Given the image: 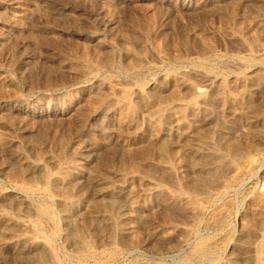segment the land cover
<instances>
[{
  "label": "rangeland",
  "instance_id": "1",
  "mask_svg": "<svg viewBox=\"0 0 264 264\" xmlns=\"http://www.w3.org/2000/svg\"><path fill=\"white\" fill-rule=\"evenodd\" d=\"M0 264H264V0H0Z\"/></svg>",
  "mask_w": 264,
  "mask_h": 264
},
{
  "label": "bare ground",
  "instance_id": "2",
  "mask_svg": "<svg viewBox=\"0 0 264 264\" xmlns=\"http://www.w3.org/2000/svg\"><path fill=\"white\" fill-rule=\"evenodd\" d=\"M177 81V80H176ZM124 106H121V107H117V109L119 110V113H118V116L117 117H114V119L112 120L113 121V124H115L117 127H121V126H126L128 127L129 124H130V119H129V116H128V109L130 108V104L128 102L125 101V103H123ZM161 130V124L160 123H154V127H153V135L154 134H158ZM167 130V129H166ZM168 131V130H167ZM2 135V134H1ZM125 139V138H124ZM123 139V140H124ZM122 140V139H121ZM120 140V141H121ZM128 142V140H126ZM126 141H123V144L125 145L126 144ZM122 145V144H121ZM128 147V146H127ZM19 161H20V165L23 166L25 165V163H28V159L24 156V155H20L19 156ZM19 163V162H18ZM31 170V169H30ZM23 172V171H21ZM34 173V172H33ZM23 174V173H22ZM70 174V173H69ZM72 181V178L71 176H68L66 178V186L68 187L70 185ZM22 195H24L25 193H20ZM63 199H65L67 202H68V196L67 195H64L62 197ZM24 202V207L26 209H30L31 205L29 203H27L26 199L23 200ZM18 204V203H17ZM16 204V205H17ZM133 204V203H132ZM19 205V204H18ZM72 208L71 206L69 205L67 208L65 207V209L62 211L63 212V216L64 218H66L70 223L73 222V216H72ZM75 211V210H74ZM3 214V213H2ZM44 214H47V212H45ZM2 219L4 221H6L7 223H11V219L9 217H7V215H2ZM75 222V221H74ZM73 222V223H74ZM73 225V224H72ZM75 225V223H74ZM56 227V226H55ZM76 227V226H75ZM5 233H8V232H5ZM21 237H16V239H10L8 241V247L10 246L12 248V246L14 247V245L16 244V242L20 239ZM8 240V239H7ZM4 243V242H3ZM27 245H28V250H31L34 246H35V243H34V240L31 238V237H27ZM44 246V245H43ZM12 250V249H10ZM25 252H28V251H25ZM21 253V252H20ZM19 253V254H20ZM23 254V253H22Z\"/></svg>",
  "mask_w": 264,
  "mask_h": 264
}]
</instances>
